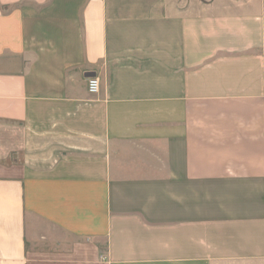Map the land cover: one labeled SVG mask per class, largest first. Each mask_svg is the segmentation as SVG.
I'll use <instances>...</instances> for the list:
<instances>
[{"label":"crops","instance_id":"1","mask_svg":"<svg viewBox=\"0 0 264 264\" xmlns=\"http://www.w3.org/2000/svg\"><path fill=\"white\" fill-rule=\"evenodd\" d=\"M0 264H264V0H0Z\"/></svg>","mask_w":264,"mask_h":264},{"label":"built area","instance_id":"2","mask_svg":"<svg viewBox=\"0 0 264 264\" xmlns=\"http://www.w3.org/2000/svg\"><path fill=\"white\" fill-rule=\"evenodd\" d=\"M88 91L91 94H97L100 91V80L96 76L88 78L87 83Z\"/></svg>","mask_w":264,"mask_h":264}]
</instances>
